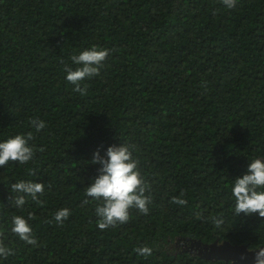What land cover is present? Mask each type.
Listing matches in <instances>:
<instances>
[{
  "label": "trees",
  "instance_id": "16d2710c",
  "mask_svg": "<svg viewBox=\"0 0 264 264\" xmlns=\"http://www.w3.org/2000/svg\"><path fill=\"white\" fill-rule=\"evenodd\" d=\"M94 45L109 55L81 95L64 67ZM29 133L33 159L0 166L2 264H233L190 244L264 247V218L236 214L231 194L264 157V0H0V140ZM125 143L149 211L100 230L93 153ZM21 180L44 190L17 206ZM17 215L36 245L12 232Z\"/></svg>",
  "mask_w": 264,
  "mask_h": 264
},
{
  "label": "clouds",
  "instance_id": "9594fccd",
  "mask_svg": "<svg viewBox=\"0 0 264 264\" xmlns=\"http://www.w3.org/2000/svg\"><path fill=\"white\" fill-rule=\"evenodd\" d=\"M227 8L236 6V0H224ZM109 49L99 46L86 47L77 54L71 56L72 63L76 65L71 68L65 65L66 80L74 85L73 90L81 95L86 93V88L81 87V82L93 76L99 75L103 61L109 55ZM32 126L37 132L46 127L42 120L34 119ZM32 135L16 134L0 140V166H4L10 160L27 164L34 157V147L29 143ZM94 164H100L99 175L86 187V195L102 203L96 208L99 217L97 227L105 230L117 223L123 224L129 220V209L136 208L147 214L148 205L151 203L149 195H146L147 185L138 168V161L133 158L132 150L128 144L110 146L106 155L101 156L99 151L93 153ZM44 185L31 180L12 184V191L16 193L15 204L23 206L26 196L37 199V194L42 193ZM231 194L235 201V213L245 215L256 214L264 218V157L254 158L250 161L247 171L243 175L236 176L231 184ZM174 203L185 205L184 199L174 198ZM70 215L67 208L56 211L54 219L62 223ZM23 215L12 218V232L19 239L30 245H36L37 241L32 234V227ZM213 223H218L213 220ZM137 251L148 254L150 249L142 247ZM12 254L10 248L0 244V258L6 259ZM0 259V264H2ZM254 264H264V249L255 253Z\"/></svg>",
  "mask_w": 264,
  "mask_h": 264
},
{
  "label": "water",
  "instance_id": "95a60500",
  "mask_svg": "<svg viewBox=\"0 0 264 264\" xmlns=\"http://www.w3.org/2000/svg\"><path fill=\"white\" fill-rule=\"evenodd\" d=\"M209 245L212 247V249L216 245L217 249L224 250L223 254L213 252L214 256L212 258L231 260L233 264H254L255 253L258 250L264 249V247L257 249H248L246 245H231L227 241H222V242L215 241ZM204 258H209V257H204Z\"/></svg>",
  "mask_w": 264,
  "mask_h": 264
},
{
  "label": "rangeland",
  "instance_id": "374dc122",
  "mask_svg": "<svg viewBox=\"0 0 264 264\" xmlns=\"http://www.w3.org/2000/svg\"><path fill=\"white\" fill-rule=\"evenodd\" d=\"M216 245L212 249V247L209 244H205V243L203 244L201 242H198V240H196L191 242L189 249L196 250L197 252L196 251L195 252L200 256L212 258L214 256L213 252H217L219 254L221 253L223 254L224 252V250L217 249Z\"/></svg>",
  "mask_w": 264,
  "mask_h": 264
}]
</instances>
